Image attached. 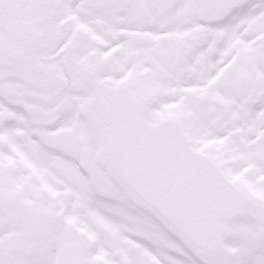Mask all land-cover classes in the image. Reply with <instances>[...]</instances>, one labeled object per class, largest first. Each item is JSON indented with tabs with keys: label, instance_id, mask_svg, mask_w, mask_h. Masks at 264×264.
<instances>
[{
	"label": "snow or ice",
	"instance_id": "6c2138e0",
	"mask_svg": "<svg viewBox=\"0 0 264 264\" xmlns=\"http://www.w3.org/2000/svg\"><path fill=\"white\" fill-rule=\"evenodd\" d=\"M0 264H264V0H0Z\"/></svg>",
	"mask_w": 264,
	"mask_h": 264
}]
</instances>
